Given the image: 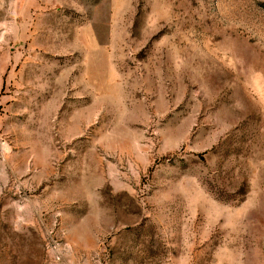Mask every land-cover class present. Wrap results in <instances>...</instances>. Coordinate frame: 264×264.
I'll return each mask as SVG.
<instances>
[{"label": "rangeland", "instance_id": "1", "mask_svg": "<svg viewBox=\"0 0 264 264\" xmlns=\"http://www.w3.org/2000/svg\"><path fill=\"white\" fill-rule=\"evenodd\" d=\"M0 264H264V0H0Z\"/></svg>", "mask_w": 264, "mask_h": 264}]
</instances>
